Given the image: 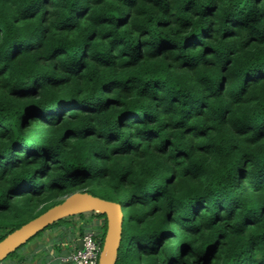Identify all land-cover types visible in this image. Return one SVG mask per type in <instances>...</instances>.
<instances>
[{"label":"clouds","instance_id":"1","mask_svg":"<svg viewBox=\"0 0 264 264\" xmlns=\"http://www.w3.org/2000/svg\"><path fill=\"white\" fill-rule=\"evenodd\" d=\"M112 2L48 0L45 4V0H0V14L13 30H24V11L31 3L47 12L46 23L40 28L48 29L52 35L57 34L65 10L72 7L89 9L83 23L97 34L86 60L91 70L82 75L72 73V57L49 58L51 48L47 44L15 62H10L7 53L0 49V68L9 65L7 74L0 75V96L9 97L27 59L33 68L23 77L24 86H31L34 77L41 73L64 78V87H53L40 79L38 91L61 97L72 89L77 101L94 109L90 114L68 113L58 127L35 121L26 128V136L38 134L46 138H30L28 143H46L53 157L48 172L43 177L37 172L32 182L44 186L67 182L65 160L79 157L81 146H88L82 165L96 174L101 185L130 205L124 264H146L145 250L153 246L162 229L192 241V248L197 250L205 237L223 232L227 247L221 249L214 264H264V78L253 79L264 73V63L256 59L257 54L264 56V0H134L132 6L119 0L121 14L130 15L125 29L129 39L116 44L106 57L109 65L104 66L95 62V49L107 50L119 39L120 29L115 20L111 24L99 22L97 14L112 6ZM186 5H190L187 11ZM205 5L216 9L212 15L204 16ZM14 20L18 22L13 23ZM185 20L209 27L208 37L198 36L202 43L194 49L183 48V38L195 31L184 26ZM158 21H166L168 26L158 28ZM73 23L79 20L74 19ZM226 32L234 35L225 37ZM107 33L111 36L105 38ZM161 38L175 47L158 55ZM137 40L148 43L140 49L141 59L136 67L131 68L127 61L136 56L133 45ZM204 45L215 48V52L205 54ZM153 64L165 65V76L121 81L112 93L96 87L106 73H111L109 79L121 80L124 74L140 72ZM246 73L252 78L247 83ZM112 97L122 102L119 108L105 107L106 100ZM133 103L137 105V115L117 122L114 114ZM81 119L94 133L92 138L62 142L63 131L78 129ZM147 128L155 130L151 139L144 131ZM201 131L205 132L203 137ZM162 137L173 141L166 150ZM2 143L7 145L9 139ZM128 146V153L115 154V149ZM180 149L186 157L177 155ZM16 155L22 168L35 171L43 167L42 159L26 160L23 153ZM3 164L4 159H0V166ZM16 174L12 171L0 177V185L6 189ZM189 192L191 195H186ZM198 206L201 207L197 213ZM216 216L222 220L218 226L213 224ZM245 218L256 227L243 224ZM77 227L86 233L95 230L85 221ZM188 228L198 229L199 234L186 235ZM50 249L51 245L45 244L35 253H27L24 264H64L67 257ZM150 259L151 264H167L165 254ZM195 260L189 254L178 264H193Z\"/></svg>","mask_w":264,"mask_h":264},{"label":"trees","instance_id":"2","mask_svg":"<svg viewBox=\"0 0 264 264\" xmlns=\"http://www.w3.org/2000/svg\"><path fill=\"white\" fill-rule=\"evenodd\" d=\"M126 2L129 6H132L134 0H126ZM47 3L48 0H45V4ZM189 9L190 5H186L185 11ZM215 10L214 7L205 5L204 16L207 17L212 15ZM88 11L89 9L87 8H67L63 19H61L60 23L57 25L56 35H52L48 29L42 30L40 28V25L46 23L47 12H41L40 8L34 4L29 3L24 11L23 19L27 21V23L22 31L13 30L3 14H0V49H3L7 53V58L10 62H15L21 57H30L32 52L38 51L47 44L51 48L49 58L54 59L61 56L72 57V73L74 75H82L91 70L86 60L97 39L96 32L94 30L90 31V26L83 23L87 18ZM74 19L79 20V23H73ZM97 20L107 24H111V22L115 20L117 22V28L120 29L119 39L112 42L107 50L102 47H97L95 49V62L108 66L109 60L106 59L107 55L110 54L117 43H123L129 39L125 29L130 23V15L121 14L119 0H113L112 6L97 14ZM16 22L18 21H13V23ZM167 26L168 22L166 21H158L156 25L158 28ZM184 26H191L195 29V31L190 32L183 38L184 49H194L198 45H201L202 41L198 39V36L208 37L209 27L201 24L199 21L185 20ZM224 35L225 37H229L234 35V33L226 32ZM110 36L111 33L105 34V38ZM146 43L148 42H142L140 40L135 42L133 48L136 56L127 61L129 67H136L137 62L141 59L140 49ZM174 47L175 45L172 42L166 38H161L157 54L159 55L166 51L173 50ZM212 52H215V48L210 45H204L205 54ZM125 55L130 54L125 53ZM256 59L264 63V56L257 54ZM185 66L187 67L190 65L186 64ZM8 68V64H6L4 68H0V75H6ZM32 68V63L26 59L23 66L19 69L17 86L11 89L8 98L0 96V130H2L0 131V159H4V164L0 166V177H6L12 171L17 173L6 189L3 185H0V241L50 208L62 203L68 196L85 191L103 199L117 201L121 205L124 216L123 240L117 264H124L127 238V212L130 205L118 199L112 189L101 185L97 180L96 174L88 172L82 165V161L85 160L88 155V146H81L79 157H69L65 160V164L68 168L67 182H53L48 186L35 185L32 182V178L37 172L40 173L41 177L48 172L50 167L49 161H51L53 157L50 155V149L47 147L46 143L41 142L35 146L28 143L30 138L39 141H45L46 138L38 134H33L32 137H28L24 134L26 128L30 127L31 123L35 121L47 124L49 127H58L59 124L63 122V117L68 113L80 112L90 114L94 111L87 103L77 101L72 89L66 91L65 95L61 97H55L38 91V81L40 79L47 80L53 87H64V78L52 77L46 73H41L39 76L34 77L31 86H24L26 81L23 77L30 73ZM165 73L166 66L163 64H153L145 67L140 72L134 71L130 74H124L121 80L109 79L108 77L111 76V73H106L103 80L96 82V87L102 92L112 93L121 81L130 82L141 77H148L149 79L153 76L163 77ZM262 78H264V73H258L256 77H253V79L256 80ZM247 79L252 78H248L246 73L245 83H247ZM223 83L224 78H221V89L223 88ZM157 86L159 85L157 84ZM42 104H47L49 107L42 108ZM121 104L122 102L120 100L112 97L106 100L105 107L119 108ZM136 107L137 105L134 103L130 106L123 107L114 114L116 121L120 122L136 116ZM137 122L141 124L147 123V121L141 120ZM144 131L149 139L155 135L154 129L147 128L144 129ZM93 135L94 133L92 130H90L86 126V122L81 119L79 128L65 129L60 136V140L63 142L68 139H91ZM200 135L203 137L205 132L201 131ZM5 138L9 139L7 145L2 143ZM112 139L116 138L110 137V140ZM162 139L164 140L166 150V147L172 145L173 141L163 137ZM130 150L131 146H128L117 148L114 152L119 155L126 154ZM5 152H7L8 158H5ZM19 153H23L24 159L26 160L28 158H31L33 161L42 159L44 161L43 167L35 169V171L27 167L22 168L16 155ZM58 155L59 154H57V156ZM95 155L97 158L100 156L98 153ZM177 155H184L186 157V153L183 152V149H180ZM116 171H120L119 166ZM103 174V171H101V175ZM124 179H126V177ZM141 179L150 180L151 177H142ZM172 179L174 180V178ZM169 182L172 181L170 180ZM186 195H191V192L186 193ZM199 207L201 206L195 209L197 213ZM92 217L104 218L106 222V217L99 213H92ZM220 223H222V220L219 216L213 218L214 225L218 226ZM242 223L250 227H256V225L247 218H245ZM44 231L42 233H45ZM102 232L105 235L106 225H104ZM82 234L80 236H82ZM185 234L198 235L199 231L198 229L188 228ZM172 241H175V243H172ZM224 241L225 234L217 231L214 236L209 235L205 237L201 247L197 250L192 248V241L181 239L175 232L169 229H162L153 246L145 250L146 264H151L150 258L160 256L161 254L166 255L167 264H178V261L183 260L189 254L196 257L193 264H214L221 249L227 247ZM59 244L61 243L59 242ZM72 244L75 243L72 242ZM77 245L78 244H76V246ZM59 249L60 248L57 247V251H59ZM16 253L17 252L14 254ZM64 264L71 263L65 262Z\"/></svg>","mask_w":264,"mask_h":264},{"label":"water","instance_id":"3","mask_svg":"<svg viewBox=\"0 0 264 264\" xmlns=\"http://www.w3.org/2000/svg\"><path fill=\"white\" fill-rule=\"evenodd\" d=\"M85 213H99L106 217V232L98 264H117L123 240L122 207L117 201L103 199L85 191L68 196L62 203L50 208L0 241V262L17 252L49 226Z\"/></svg>","mask_w":264,"mask_h":264},{"label":"rangeland","instance_id":"4","mask_svg":"<svg viewBox=\"0 0 264 264\" xmlns=\"http://www.w3.org/2000/svg\"><path fill=\"white\" fill-rule=\"evenodd\" d=\"M81 221L91 223L94 225L96 231L102 230L104 225H106L104 218L92 217V213H85L63 219L49 226L48 229L44 231L45 233L41 232V235L35 236L26 245L20 248L16 254L10 255L6 260L0 262V264H24V260L28 258L27 253H35L37 248H42L45 244L51 245L50 250L56 253H63L65 256L68 255L72 251V242L76 235L75 230H77L79 234L77 244L81 239L80 235L85 232L82 227H77ZM59 242L61 244H59ZM57 247L60 248L59 251H57Z\"/></svg>","mask_w":264,"mask_h":264},{"label":"built area","instance_id":"5","mask_svg":"<svg viewBox=\"0 0 264 264\" xmlns=\"http://www.w3.org/2000/svg\"><path fill=\"white\" fill-rule=\"evenodd\" d=\"M97 229V228H96ZM104 233L102 230H94L91 233H84L80 239V244L74 240L72 251L66 255L65 262L71 264H98L102 251Z\"/></svg>","mask_w":264,"mask_h":264},{"label":"crops","instance_id":"6","mask_svg":"<svg viewBox=\"0 0 264 264\" xmlns=\"http://www.w3.org/2000/svg\"><path fill=\"white\" fill-rule=\"evenodd\" d=\"M75 231H76V233H75L76 235L74 236V240L78 241L79 234H78L77 230H75ZM78 244H80V240H79V243Z\"/></svg>","mask_w":264,"mask_h":264}]
</instances>
